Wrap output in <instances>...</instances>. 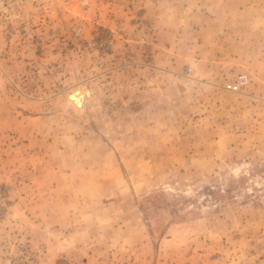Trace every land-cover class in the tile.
I'll return each instance as SVG.
<instances>
[{
    "label": "rangeland",
    "instance_id": "374dc122",
    "mask_svg": "<svg viewBox=\"0 0 264 264\" xmlns=\"http://www.w3.org/2000/svg\"><path fill=\"white\" fill-rule=\"evenodd\" d=\"M0 264H264V0H0Z\"/></svg>",
    "mask_w": 264,
    "mask_h": 264
},
{
    "label": "built area",
    "instance_id": "2783aa9c",
    "mask_svg": "<svg viewBox=\"0 0 264 264\" xmlns=\"http://www.w3.org/2000/svg\"><path fill=\"white\" fill-rule=\"evenodd\" d=\"M247 82V77L246 76H243V77H241V79H240V84H245Z\"/></svg>",
    "mask_w": 264,
    "mask_h": 264
}]
</instances>
